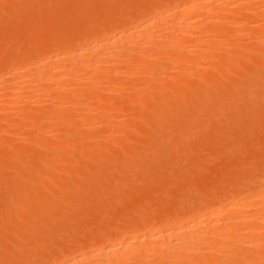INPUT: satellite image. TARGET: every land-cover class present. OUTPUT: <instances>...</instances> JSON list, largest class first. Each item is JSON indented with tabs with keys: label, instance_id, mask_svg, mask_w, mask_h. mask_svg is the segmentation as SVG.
I'll use <instances>...</instances> for the list:
<instances>
[{
	"label": "rangeland",
	"instance_id": "rangeland-1",
	"mask_svg": "<svg viewBox=\"0 0 264 264\" xmlns=\"http://www.w3.org/2000/svg\"><path fill=\"white\" fill-rule=\"evenodd\" d=\"M178 1L189 0H0V93H9L21 73L30 75L38 62L46 60L47 70L48 61H57L51 62L56 68L63 60L67 68L72 66L74 53L88 50L101 38L103 41L105 33L121 34L128 27L143 25L141 21L149 17L152 21L155 18L153 25L158 26L173 17ZM249 4L244 9L248 14L230 7L231 12H237L225 11L227 19L218 24L223 32L216 34H226L234 42L219 36L218 44L222 45V39L226 43L217 45L219 49L210 46L212 53L204 44L209 48L204 50L206 57L211 55L209 60L196 51L203 47L187 52L191 55L183 62L191 67L180 63L174 64L179 68L172 64L173 68L165 59L148 62L147 51L140 54L145 56L141 60L132 55V63L126 61V65L131 64L128 72L121 70L130 64H116L123 68L112 70L111 63L100 62L101 79H95L99 84L95 80L87 83L84 77L89 72L82 74L86 68L81 71L78 66L79 74L74 72L77 77L69 71L72 77L63 76L61 92L49 84L52 89L48 93L39 83L44 77L37 80L45 72L42 66V74H31V78L26 74L28 80L22 87L26 90L21 89L16 99L7 92L8 100L1 95L0 264H58L66 255L71 257L88 248L101 250L106 242H119L129 234L142 237L166 230L178 218H199L200 212L205 211L204 216L226 199L244 197L260 186L264 181V41L254 37L264 33V13H259V6ZM251 7H259L255 11L259 14L254 8L250 11ZM230 16L244 23L245 28L240 23V30L244 28L242 32L249 35L237 34L234 27L232 30ZM211 33L213 38L215 32ZM52 54L63 60H48ZM188 58L194 61L193 66ZM181 65L190 67L186 68L188 75ZM166 67L178 71L166 75ZM80 77L87 85L81 79L85 85L78 82ZM91 82L99 86V92L95 93L96 87L92 90ZM100 108L109 114L101 111L106 115L97 116ZM209 258L214 264L229 261L220 256Z\"/></svg>",
	"mask_w": 264,
	"mask_h": 264
},
{
	"label": "bare ground",
	"instance_id": "bare-ground-1",
	"mask_svg": "<svg viewBox=\"0 0 264 264\" xmlns=\"http://www.w3.org/2000/svg\"><path fill=\"white\" fill-rule=\"evenodd\" d=\"M179 2V1H178ZM179 6H177V8H173V10H175V13L173 15V17L171 16V18H168V20L166 19L163 20V24H159L158 26L153 25L155 22V18L157 17L156 15L159 14V10L158 13L156 15H154V20L152 21L147 19L143 22V25L138 24L137 27L134 26V28H131L129 30L130 27H128L126 31H124L123 33L121 32V34H115V32L112 33V36H107V34L105 33L106 37H104L103 41L101 40H96L97 43L94 42V45L91 44L90 47H88V50H77L73 57V61L74 64H72V66L68 63L70 62H66L68 65H70L68 68L66 67V64L63 65V62L65 63V60H63L61 56H55L58 54H52L53 56L51 57V59L48 60H58L61 59L63 60V62L59 61V63L61 64L60 67H54V64H51L52 61H48L47 62V67H46V60L45 62H38L37 65H35L34 67H32L33 70H31L32 72L29 73L30 75H28L27 71H23L21 74V76H19V80L16 79V81H14V85L11 84L13 87L10 89L9 93L10 96H14L17 97L16 94H18L20 91V93H22V90H26L25 88L22 89V87L24 86V84L26 83V79L27 76H31V74L34 76H38L40 74H44L45 76L48 75L47 77H45L43 74L41 77H39V79H37L38 77H36L37 80H40L42 77H44V80L41 81L40 80V86H46L45 88L47 89L48 93H50L49 91L52 89L49 88V84L51 85V87L54 86V90L56 87V92H61L59 90L62 89L61 86H59V84H61L63 80V76L66 74H69V72H73V74L75 75L76 73L74 72H78L77 71L79 69L78 66H80V70L82 71L83 68L84 69L83 73L85 72H89V74H85L88 75V77H86L85 75H82V77L87 78L85 79L87 83H89L90 81H94L96 80H100L101 79V72L99 73V67L101 66L100 62H105L108 64L105 65H109L111 63L112 67L111 69L114 67L115 70L118 69L116 67H119L118 70H121L123 67V65L128 62H131V58L132 55H137V59H140L142 55H144V53L148 52L146 55L149 57L148 58V62L149 61H158L160 59V61L164 60L165 62L167 61L169 64H182L185 66L186 64L189 65V62L187 63L186 61L183 62V60L186 57H189L187 52H192L194 49L199 48V47H203V49H197L196 51L199 52L200 54L202 53V55L204 54V57L206 58V60L209 58H211V55H209L208 57L205 56V49L209 51V48L207 46H211L213 45L214 48H220L221 46H223L224 42L226 43V40H223L226 38V34L222 35V28H218V24L220 22H222L223 20H225L224 18L227 19V17H225V14L227 11H230L229 8L230 7H235V9H240V11H244L246 12L247 10H244L246 7H248V4L250 3L251 6L252 4L254 6H259L260 7V11L264 13V0H189V1H183L182 3L179 2ZM249 4V5H250ZM174 7V6H173ZM250 7V6H249ZM258 7V8H259ZM231 8V9H232ZM254 8V12L258 9H256L255 7H251V9ZM156 9V8H155ZM243 9V10H242ZM247 9V8H246ZM172 10V11H173ZM233 10V9H232ZM252 10V11H253ZM259 10V9H258ZM153 11V10H151ZM155 11V10H154ZM156 11V12H157ZM161 11V10H160ZM164 11V9H163ZM162 11V12H163ZM226 11V12H225ZM236 11V10H235ZM235 11H232V13H234ZM249 11V8H248ZM225 12V13H224ZM237 12V11H236ZM258 12V11H257ZM224 13V14H223ZM229 13V12H227ZM258 13V14H259ZM230 14V13H229ZM241 20H243V14H248V12L246 13H241L238 12L237 13ZM236 14V15H237ZM251 14V18L253 19V15L252 12H250ZM255 14H257L255 12ZM257 14V15H258ZM141 15V14H140ZM148 15V14H147ZM146 15V16H147ZM151 14H149L148 16H150ZM234 15V14H233ZM147 16V17H148ZM160 16V15H159ZM167 16V15H166ZM169 16V15H168ZM229 16V15H228ZM232 16V15H231ZM230 18V23L228 21V24L231 26L230 28L234 27V29H236L235 31L238 33H246L242 32L243 30H245V24L242 23L241 21H235V18ZM250 16V15H249ZM260 16V15H259ZM262 16V15H261ZM246 17V15L244 16V18ZM145 18V17H144ZM161 18V17H160ZM159 18V19H160ZM166 18V17H165ZM250 18V17H249ZM256 18V17H255ZM234 19V20H231ZM238 19V18H237ZM246 19V18H245ZM263 19V17H262ZM165 21V22H164ZM227 21V20H226ZM256 21V20H255ZM263 21V20H261ZM259 21V22H261ZM136 22V21H135ZM226 23V22H224ZM243 24L244 28L242 29V25ZM253 23H257V22H253ZM135 24V23H134ZM262 25H264L263 22H261ZM227 25V24H226ZM233 25V26H232ZM227 27V26H225ZM247 27V26H246ZM264 27V26H263ZM125 28V27H124ZM261 28V27H260ZM94 29V28H93ZM220 29V30H219ZM226 29V28H225ZM232 28V30H234ZM90 30V29H89ZM124 30V29H123ZM239 30V31H237ZM98 31V30H97ZM96 31V32H97ZM103 31V30H101ZM114 31V30H113ZM117 31V30H116ZM215 32L213 33V38H211L212 33L211 32ZM221 34L217 35L216 32H219ZM227 31H228V27H227ZM235 31H231L232 33L234 32V34L236 35ZM118 32V31H117ZM116 32V33H117ZM210 32V37L207 36V33ZM248 32V31H247ZM251 32V31H250ZM264 32V31H263ZM120 33V32H119ZM228 33V35L232 36L230 32H226ZM230 33V34H229ZM261 32H258V34ZM91 34V33H90ZM95 34V32H94ZM98 34V33H97ZM111 34V33H109ZM224 34V33H223ZM248 33H246L247 35ZM264 34V33H263ZM262 33L259 34L258 36H255L254 38L258 37L259 41H264L262 39H264V37ZM93 35V34H92ZM100 35V34H99ZM209 35V34H208ZM249 35V34H248ZM87 36V35H86ZM97 36V35H96ZM103 34H101L99 37H102ZM215 36V37H214ZM218 36V37H217ZM222 39V45L218 44L221 43V38ZM98 37V36H97ZM216 37L218 39H216ZM249 37V36H248ZM252 37V36H251ZM88 38V37H87ZM210 38V39H209ZM228 38V39H227ZM227 42L231 37H227ZM81 39V38H80ZM90 39V38H89ZM233 40V39H232ZM231 42H234L232 41ZM84 41V40H83ZM90 41V40H89ZM94 41V39L92 40ZM224 41V42H223ZM255 41V40H254ZM79 42V41H78ZM76 42V43H78ZM88 42V41H87ZM236 42V41H235ZM75 43V44H76ZM90 43V42H89ZM229 43V42H228ZM79 44V43H78ZM206 48L204 47L205 45ZM77 45V44H76ZM90 45V44H89ZM217 45L220 47H217ZM82 46V45H81ZM151 46V48L149 47ZM193 46V47H191ZM227 46V45H226ZM52 47V46H51ZM56 47V46H54ZM60 47V46H59ZM211 47H210V52H211ZM212 47V49H213ZM230 47V46H229ZM232 47V45H231ZM57 48V47H56ZM65 48V46H64ZM104 52H100L99 49L102 50ZM150 48V49H149ZM223 48V47H222ZM77 49V48H76ZM44 50V49H43ZM97 50L99 51V54H95L93 52ZM85 51V52H84ZM151 51H153L151 53ZM181 52V53H177V52ZM202 51V52H201ZM55 52V51H54ZM72 52V51H71ZM88 52V53H86ZM187 55H185L186 53ZM215 52V51H214ZM149 53L153 54L150 55ZM177 53V54H176ZM207 53V52H206ZM93 54L95 56H93ZM102 54V55H100ZM139 54V56H138ZM142 54V55H140ZM60 55V54H59ZM64 55V54H63ZM62 55V56H63ZM86 55V56H85ZM213 55V54H212ZM92 56V57H91ZM201 56V55H199ZM72 57V58H73ZM129 57V58H127ZM145 57V56H142ZM203 57V60H204ZM45 58V57H44ZM47 58V57H46ZM45 58V59H46ZM50 58V57H49ZM127 58V59H125ZM136 59V57H134ZM147 58V57H146ZM21 59V58H20ZM67 59V58H66ZM134 59V61H135ZM144 59V58H143ZM158 59V60H157ZM198 59V56H197ZM69 60V59H68ZM67 60V61H68ZM119 61V63L114 62V61ZM121 60H125L121 61ZM129 60V61H128ZM141 60V59H140ZM190 61V64L192 62V66L194 61L191 60L190 58L187 59V61ZM199 60V59H198ZM212 60V59H211ZM23 61V60H22ZM133 61V60H132ZM138 61V60H137ZM163 61V62H164ZM196 61V60H195ZM54 63L57 61H53ZM52 62V63H53ZM142 62V61H140ZM140 62H138L140 65H142ZM99 63V64H98ZM122 63V68L120 66H116V64H120ZM124 63V64H123ZM129 63V64H130ZM135 63H137L135 61ZM147 63V62H146ZM151 63V62H150ZM167 63V66L169 65ZM198 63V62H197ZM204 63V62H203ZM260 63V62H259ZM45 64V65H44ZM51 64V66H50ZM57 64V63H56ZM59 64V65H60ZM129 64H127L129 66ZM134 64V62H133ZM157 64V63H156ZM52 65H54L52 67ZM58 65V66H59ZM63 65V67H62ZM100 65V66H98ZM104 65V64H103ZM110 65V66H111ZM125 64V66H127ZM172 65V66H173ZM181 65V68L184 69V66ZM195 65V64H194ZM197 65V64H196ZM42 66H43V71L42 72ZM127 66V67H128ZM166 66V65H165ZM164 66V67H165ZM175 67L179 68V66L174 65ZM173 66V68H174ZM183 66V67H182ZM190 66V65H189ZM76 67V68H75ZM78 67V68H77ZM103 67V66H101ZM126 67V68H127ZM131 67V64L129 66V68L125 69L123 68V70L121 71H125L128 72L129 69ZM132 67H134V65H132ZM138 67V64H136V66L134 68ZM188 66H186L187 68ZM191 67V66H190ZM190 67H188V69H190ZM75 68V70L73 69ZM113 68V69H114ZM121 68V69H120ZM132 68V69H134ZM140 68V66H139ZM144 68V67H143ZM167 69H165L163 73H166V75H169L170 73H173V71H178L177 70H172L171 67H166ZM185 68V69H186ZM105 69H109L108 66L107 68L105 67ZM112 69V70H113ZM125 69V70H124ZM131 69V70H132ZM184 69V70H185ZM30 70V69H29ZM74 70V71H73ZM88 70V71H87ZM110 70V69H109ZM147 70V69H146ZM180 70V69H179ZM184 70L181 72L184 73ZM187 70V69H186ZM69 71V72H68ZM80 71V72H81ZM98 71V72H97ZM136 71V69H135ZM151 71V70H150ZM26 72V73H25ZM30 72V71H28ZM42 72V73H40ZM107 72V71H106ZM131 72V71H130ZM180 72V73H181ZM188 70L185 71V73L187 74ZM196 72V70H195ZM118 73V72H117ZM133 73V70H132ZM181 73V74H183ZM184 73V74H185ZM193 73V72H192ZM27 74V76H26ZM73 74H69L70 76ZM77 74V75H78ZM115 74V73H114ZM137 74V73H136ZM184 74L182 76H184ZM104 74L102 73V76ZM108 75V74H107ZM126 75V74H125ZM156 75V74H155ZM171 75V74H170ZM188 75V74H187ZM68 76V75H67ZM71 76V77H72ZM76 76V75H75ZM81 76V75H80ZM111 76V75H110ZM109 76V78H110ZM116 76V75H115ZM77 77V76H76ZM98 77L100 79H98ZM107 77V76H105ZM128 77V76H127ZM218 77V76H217ZM31 78V77H30ZM35 78V77H33ZM45 78L47 80H49V83H47V81H45ZM112 78V77H111ZM110 78V79H111ZM115 78V77H114ZM185 78V77H184ZM43 79V78H42ZM65 79V78H64ZM79 80L81 79L78 78ZM127 79V78H126ZM28 80V79H27ZM34 80V79H33ZM69 80V79H68ZM78 82H80L81 85H85L82 82L85 80L81 79ZM89 80V81H87ZM99 84V81H96ZM113 80V78H112ZM13 81V80H12ZM32 81V80H31ZM65 81H67V79H65ZM37 81H35L34 83H36ZM76 82V81H75ZM74 82V83H75ZM85 82V83H86ZM208 82V81H207ZM224 82V80L222 81ZM39 83L38 87H39ZM66 83V82H65ZM65 83L63 84V86L65 85ZM86 83V85H87ZM92 83V82H91ZM89 84L92 87V90H95V83L93 82L92 84ZM111 83V82H110ZM115 82H113L114 84ZM28 84V83H27ZM48 84V87L47 85ZM76 84H78L76 82ZM74 84V85H76ZM97 84V85H98ZM122 84V83H121ZM34 85V84H33ZM79 85V84H78ZM80 85V86H81ZM101 85V84H100ZM104 85V84H103ZM120 85V84H119ZM66 86V85H65ZM71 86V85H70ZM114 86V85H113ZM217 86H219V84H217ZM10 87V85H9ZM85 87V86H84ZM102 88L104 86H101ZM107 87V86H106ZM105 87V88H106ZM126 87V86H125ZM45 88L44 91H45ZM65 88V87H63ZM74 90V87H72ZM82 88V87H81ZM86 88V87H85ZM97 89L95 90V93L99 92L98 88L99 86L96 87ZM116 88H119L116 86ZM193 88V87H192ZM22 89V90H21ZM29 89V88H28ZM40 89V87H39ZM42 89V88H41ZM49 89V90H48ZM67 89V88H66ZM100 89V88H99ZM138 89V88H137ZM219 89V88H218ZM253 89V88H252ZM256 89V88H255ZM23 90V91H24ZM69 90V89H68ZM78 90V89H77ZM107 90V89H106ZM243 90V89H242ZM43 91V90H42ZM43 91V92H44ZM46 91V92H47ZM71 91V90H70ZM75 91V90H74ZM97 91V92H96ZM4 92V93H6ZM41 92V91H40ZM102 92V91H101ZM109 92V91H108ZM211 92V91H210ZM255 92V90H254ZM4 93H0V97L2 94ZM6 93V94H7ZM92 93V92H91ZM94 93V94H95ZM104 93V91H103ZM76 94V93H75ZM5 95V94H4ZM3 95V96H4ZM16 95V96H15ZM39 95V94H38ZM96 95V94H95ZM143 95V94H142ZM6 96V95H5ZM3 97L5 100H8V97ZM53 96V95H52ZM99 96V95H98ZM82 97V96H81ZM97 97V96H96ZM105 97V96H104ZM2 98V99H3ZM13 97H10L9 100H11ZM13 98V99H14ZM22 98V97H20ZM39 98V97H38ZM76 98V97H75ZM92 98V97H91ZM94 99L95 96H93ZM16 99V98H15ZM93 99V100H94ZM136 99V98H135ZM23 100V99H20ZM71 100V98H70ZM92 100V99H91ZM96 100H99L98 98ZM54 101V100H53ZM62 101V100H61ZM65 101V100H64ZM68 101V100H67ZM9 102V101H7ZM12 102V100H11ZM20 102V101H19ZM95 103H99V101H94ZM31 104V103H30ZM59 104V103H57ZM78 104V103H77ZM79 105V104H78ZM101 105V104H100ZM2 106V105H1ZM5 106V105H4ZM72 106V105H71ZM53 107V106H52ZM56 107V106H55ZM54 107V110H55ZM79 107V106H77ZM100 107V106H99ZM231 107V106H230ZM13 108V107H12ZM94 108V107H93ZM103 108V107H101ZM100 108V111H97L96 113H98L97 116H100L101 114H104V116L108 113L105 110V108L102 110ZM108 108V107H107ZM234 108V107H233ZM52 109V108H51ZM62 109V108H61ZM86 109V108H85ZM204 109V108H203ZM57 110V108H56ZM97 110V109H96ZM232 110V109H231ZM11 111V110H10ZM18 111V110H17ZM53 111V110H52ZM83 111V110H82ZM106 112L103 113V112ZM28 112V111H27ZM84 112V111H83ZM225 112V111H224ZM79 114V113H78ZM88 114V113H87ZM91 114V113H90ZM109 114V113H108ZM203 114V113H202ZM76 115V114H75ZM91 116V115H90ZM85 117V116H84ZM87 117V116H86ZM35 118V117H34ZM59 118V117H58ZM97 118V117H96ZM69 119V118H68ZM91 119V118H90ZM126 119V118H124ZM96 120V119H95ZM72 121V120H71ZM86 121V120H85ZM88 121V120H87ZM94 121V120H93ZM27 122V121H26ZM52 122V121H51ZM67 122V121H66ZM105 123V122H104ZM107 123V122H106ZM67 124V123H66ZM74 124V123H73ZM197 124V123H196ZM109 125V124H108ZM112 126H114L112 124ZM117 129V128H116ZM151 129V128H150ZM83 130V128H82ZM51 131V130H50ZM112 133V132H111ZM166 134V133H165ZM106 135V134H105ZM109 135V134H108ZM107 135V136H108ZM73 136V135H72ZM114 136V135H113ZM112 136V137H113ZM181 141V140H180ZM108 143V142H106ZM105 143V144H106ZM169 143V142H167ZM106 146V145H105ZM68 148V147H67ZM93 149V148H92ZM91 150V149H90ZM101 151V150H100ZM58 152V151H57ZM119 153V152H118ZM74 154V153H73ZM120 154V153H119ZM55 155V154H54ZM121 155V154H120ZM118 156V155H117ZM120 157V156H119ZM84 158V157H83ZM44 159V158H43ZM54 159V158H53ZM71 159V158H70ZM86 159V158H85ZM126 159V158H125ZM100 160V159H99ZM102 161V160H101ZM123 161V160H122ZM88 162V161H87ZM125 162V161H123ZM89 163V162H88ZM123 164V163H122ZM258 165V163H257ZM93 166V165H92ZM120 166V164H119ZM26 167V166H25ZM29 167V166H28ZM102 167V166H101ZM90 168V167H89ZM23 169V168H22ZM25 170V169H24ZM23 172V170H22ZM26 171H24L25 173ZM30 172V171H29ZM28 172V173H29ZM263 172V171H262ZM94 173V172H93ZM129 173V172H128ZM249 173V172H248ZM27 174V173H26ZM87 174V173H86ZM260 174V173H259ZM258 174V175H259ZM27 176V175H26ZM261 176V175H260ZM91 177V176H89ZM18 178V177H17ZM20 178V177H19ZM86 178V177H85ZM247 178V176H246ZM259 178V177H257ZM22 180V178H21ZM84 180V179H81ZM256 180V179H255ZM20 182V180H18ZM260 181H262V178H260ZM23 182V181H22ZM43 182V181H42ZM85 183V181H83ZM82 182V183H83ZM24 183V182H23ZM251 183V182H250ZM258 183V181L256 182ZM20 184V183H19ZM241 184V183H240ZM17 185V184H16ZM63 185V184H62ZM22 186V185H21ZM26 186V185H25ZM30 186V185H29ZM243 186V185H242ZM246 186V184H245ZM13 187V186H12ZM66 187V186H65ZM239 187V186H238ZM241 187V186H240ZM249 187V186H246ZM245 187V188H246ZM28 188V187H27ZM15 189V188H14ZM19 189V188H18ZM17 189V190H18ZM29 189V188H28ZM31 189V188H30ZM40 189V188H39ZM58 189V188H56ZM244 189V188H243ZM13 190V188H12ZM11 190V191H12ZM21 190V189H20ZM19 190V191H20ZM42 190V189H41ZM246 190V189H244ZM242 190V191H244ZM24 191H28V190H24ZM45 191V190H44ZM241 191V192H242ZM43 192V191H42ZM73 192V190H72ZM223 192V191H222ZM240 192V194H241ZM17 193H20L17 191ZM37 193V192H36ZM52 193V192H51ZM70 193V192H69ZM243 193V192H242ZM247 193V190H246ZM245 193V194H246ZM30 194H32L30 192ZM229 194V192H228ZM232 194V193H231ZM239 194V193H238ZM14 195V193L12 194V196ZM17 195V194H16ZM26 195V194H25ZM67 195V194H66ZM35 196V195H34ZM239 196V195H238ZM235 198L233 196V199H231V201L226 199V203H222L218 206H215V208L213 207V210L211 209L210 212H207V214H205L204 216L202 215V213L200 212V214L203 216L201 217V215H199L196 218H190L194 221H190L189 218L187 219V221H178V219H173L175 223H171L170 224L172 226L169 225V228H166V230L161 229L159 232L163 231L161 234H159V232H147L146 234L144 233V235L142 237H139L138 234L136 236H131V234L127 235V236H123L122 239H119L120 241L117 243H114V241H112L110 244H108L109 242H106V245H103V249L101 250H94L93 251H88L85 250L84 252H80L74 256H68L66 255L65 259L61 262H59L58 260V264H214L216 262H214V259L209 258L210 256H220L221 259L224 260H229V261H233L234 264H264V181L261 182L260 186L255 188L253 191L249 192V194L247 193V195L243 194L240 196L241 198ZM21 197V196H20ZM36 197V196H35ZM15 199V198H14ZM21 199V198H18ZM26 199V198H25ZM28 199V198H27ZM26 199V200H27ZM66 199V198H65ZM237 199V200H235ZM12 200V199H11ZM24 201V199H22ZM21 200V201H22ZM31 201V199H30ZM78 201V200H77ZM19 202V201H18ZM26 202V201H25ZM36 203V202H35ZM218 203V202H217ZM21 204V203H20ZM23 204V203H22ZM38 204V203H37ZM60 204V203H59ZM15 205V204H14ZM18 205V204H17ZM26 205V204H25ZM31 205V204H30ZM42 205V204H41ZM51 205V204H50ZM84 205V204H83ZM147 206V205H146ZM9 208V207H8ZM20 208V207H19ZM212 208V207H211ZM6 209V207H5ZM17 209V208H16ZM30 209V208H29ZM28 209V210H29ZM55 209V208H54ZM8 211V209H6ZM208 210V209H207ZM210 210V208H209ZM208 210V211H209ZM11 214L13 213V210H11ZM143 211V210H142ZM20 212V211H18ZM21 213V212H20ZM205 213V211H204ZM203 213V214H204ZM10 214V215H11ZM43 214V213H42ZM152 214V213H151ZM13 215V214H12ZM17 215V214H16ZM145 216V215H144ZM149 216V215H148ZM177 216V215H176ZM15 217V216H14ZM147 217V216H146ZM188 217V216H187ZM186 217V218H187ZM182 218V217H181ZM46 219V218H45ZM185 219V218H184ZM177 220V223H176ZM181 220V219H180ZM189 220V221H188ZM8 221V220H7ZM147 221V220H146ZM171 221V220H170ZM169 222V220L167 221V223ZM142 223V222H141ZM126 226L127 224L124 223ZM166 224V223H165ZM122 225V224H121ZM129 225V224H128ZM168 226V224H166ZM132 226V225H131ZM163 226V225H162ZM133 227V226H132ZM131 227V228H132ZM136 227V226H135ZM151 227V226H150ZM126 229V228H125ZM121 230V229H120ZM124 230V229H123ZM149 230V229H148ZM150 230H152L150 228ZM156 230V229H154ZM159 230V229H158ZM156 230V231H158ZM113 231V230H112ZM125 231V230H124ZM120 232V231H119ZM140 234V232H139ZM142 234V233H141ZM122 235V234H121ZM126 235V234H125ZM175 239H172V238ZM109 239V238H108ZM107 240V239H106ZM117 240V239H116ZM81 244V243H80ZM72 245V244H71ZM76 246V245H75ZM74 246V247H75ZM79 246V244H77V247ZM80 247V246H79ZM67 249V248H66ZM65 249V250H66ZM99 249V248H98ZM92 250V248L90 249ZM9 251V250H8ZM76 251V252H77ZM82 251V250H81ZM59 252V250H57V253ZM71 252V251H70ZM8 253V252H7ZM63 253V252H62ZM19 255V254H18ZM21 255V254H20ZM62 255V254H61ZM72 255V254H71ZM153 255V256H152ZM207 255H210L209 257ZM22 256V255H21ZM28 257V256H27ZM53 257V256H52ZM208 257V258H207ZM63 257H61L62 259ZM214 258V257H213ZM218 258V257H217ZM47 260V259H46ZM220 260V258H218V261ZM48 261V260H47ZM229 261H227L226 264L229 263ZM214 262V263H213ZM220 262V261H219ZM223 262V260H222ZM225 262V261H224ZM223 262V263H224ZM223 263H219V264H223ZM57 264V263H56ZM218 264V263H217ZM230 264V263H229Z\"/></svg>",
	"mask_w": 264,
	"mask_h": 264
}]
</instances>
